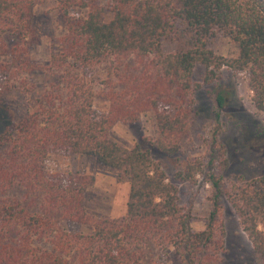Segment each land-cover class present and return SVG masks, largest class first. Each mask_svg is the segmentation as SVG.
Returning <instances> with one entry per match:
<instances>
[{
    "label": "trees",
    "instance_id": "16d2710c",
    "mask_svg": "<svg viewBox=\"0 0 264 264\" xmlns=\"http://www.w3.org/2000/svg\"><path fill=\"white\" fill-rule=\"evenodd\" d=\"M37 3L0 0V103L6 93L33 91L24 78L36 71L61 78L0 135V264H160L148 258L153 249L172 250V264H222L224 200L252 244L255 263L264 264V175L227 184V150L217 140L208 143L207 157L188 159L172 174L157 158L180 162L190 128V111L180 102L191 105L201 88L193 81L199 65L207 70L206 85L224 70L246 76L252 103L264 115V0H109L108 9L97 0H59L69 23L47 67L31 55ZM74 11L85 14L75 19ZM220 34L235 43L237 56L214 52L211 43ZM166 43L175 50L166 54ZM132 57L145 71L104 82L101 97L109 110L98 113L89 72L108 64L119 71ZM230 88L216 93L220 111L235 97ZM149 112L158 134L146 144L127 148L111 138L117 124L133 125ZM55 153L91 157L115 171L130 185L126 216L90 215L85 201L94 177L48 172L45 164ZM199 178L212 196L205 227L196 232L180 205L178 184L196 185ZM18 187L41 204L3 198Z\"/></svg>",
    "mask_w": 264,
    "mask_h": 264
},
{
    "label": "rangeland",
    "instance_id": "374dc122",
    "mask_svg": "<svg viewBox=\"0 0 264 264\" xmlns=\"http://www.w3.org/2000/svg\"><path fill=\"white\" fill-rule=\"evenodd\" d=\"M31 21L36 34V42L31 55L39 66L47 67L51 57L59 50V40L67 33L69 18L63 15L59 7V0H37ZM106 9L109 0H97ZM83 11H74L72 18H80ZM112 14L107 10L106 20H110ZM211 48L217 54L227 57L237 56L235 43L226 35L220 34L212 40ZM165 53L175 50V46L166 43ZM145 71L134 57L118 71L114 65L108 64L94 68L89 72L95 80L94 90L97 93L94 105L98 113H106L109 103L101 97V91L105 88L104 82L110 78L117 83V76L134 77ZM206 68L197 66L193 81L201 84V88L193 95V103L180 102L183 108L190 111L189 131L182 141V153L180 162L175 159L158 155L168 165V172L172 174L184 169L188 159L207 157L212 153L208 143L217 140L226 147V157L229 168L224 174L227 184L233 177L242 176L245 180L264 175V115H262L252 103V92L249 89L246 76L234 74L228 70L223 71V77L210 85L205 84ZM1 77V76H0ZM29 84L34 85L33 91L16 90L4 94L0 103V135L7 128L17 124L30 114L37 100L43 96L51 86L61 85L60 76L50 70L36 71L24 78ZM235 90V97L223 110L216 106L215 96L220 89ZM172 113L177 108L170 109ZM220 114V116H218ZM157 123L153 112L143 115L139 122L128 125L117 124L111 132V138L120 145L133 148L137 143H145V139L156 137ZM3 150H0V155ZM45 167L52 173H72L89 175L94 177V184L86 192V208L90 215L100 219H119L127 214V200L130 185L127 182H119L117 173L111 169L99 165L94 158L76 156L67 153L52 154ZM180 205L192 216L193 230L202 231L205 220L211 210L212 188L202 178L196 185H181ZM12 198L23 205L35 206L41 204V200L28 194L24 188H16L3 198ZM223 223L225 229V253L222 264H256L253 247L247 235L243 232L239 218L230 205L224 200ZM78 229V228H76ZM148 258L160 264H172V250L164 251L153 249L148 251Z\"/></svg>",
    "mask_w": 264,
    "mask_h": 264
}]
</instances>
